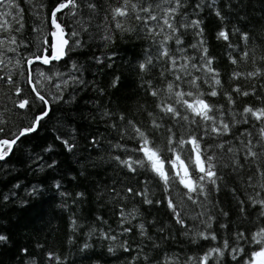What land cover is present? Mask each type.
Returning a JSON list of instances; mask_svg holds the SVG:
<instances>
[{"label":"trees","instance_id":"obj_1","mask_svg":"<svg viewBox=\"0 0 264 264\" xmlns=\"http://www.w3.org/2000/svg\"><path fill=\"white\" fill-rule=\"evenodd\" d=\"M16 2L24 9V28L14 33L18 41L27 45L18 50L23 60L24 56H30L38 47H43L41 40L54 30L50 24V13L60 0ZM95 2L103 6L106 0ZM196 2L186 0L188 6L182 11L187 12L188 19L202 20L204 47L213 59L212 67L219 73L221 81L217 89L219 95H205L204 99L216 106L223 105L225 120L231 121L234 115L235 120L241 121L229 135L217 137L209 134L201 141L206 155L213 152L217 155L216 170L222 177L218 180L219 191H211L206 205L198 207L183 196L185 190L178 183H171L166 192L163 183L150 171L138 169L133 174L113 159L117 155L121 159L129 156L136 159L140 155L133 151L139 147V141L124 131L129 120L144 130L153 144L161 149L166 170L170 169L169 158H174L167 150V128L173 127L177 137H187L188 130L197 136L203 135V132L195 124L184 121L174 123L167 117L159 120L163 113L157 109V100L149 94L145 81L150 80L153 87L164 86V78L160 76L164 61L154 59V66H149L148 71L139 70V64L145 61L148 54L155 52L156 45L136 27L135 21L125 25L135 29L128 32L116 30L110 20L104 23L105 13L101 8L88 31L81 33L80 47L73 48L54 67L33 65L34 69L51 74L56 71L66 73L75 63L81 69L77 75L83 83L70 84L64 88L62 99L53 100V84L60 81L54 79L53 84L42 81V94L50 100L48 117L41 121L36 132L18 141L12 153L0 161V235L7 237L6 241H0V264H57L56 257L59 264H157L165 254L178 255L183 262L189 256L199 257L209 247L221 246L224 240H228L230 247L235 246L236 233L243 231L250 237L257 226L264 225L259 206L253 207L248 201V194L254 190L247 186V179L255 172L256 165L249 162L242 169L233 171L231 167H223L225 163H230L231 154L225 155L219 149L209 147L223 141L239 147L236 137L240 133L245 130L255 133L261 126L250 117L249 122L244 123L240 113L245 107L264 108V75L255 79L232 77L233 72L246 74L256 67L264 69V59H261L264 57V0H215L214 7L207 6L211 0H202V7L194 12L191 5ZM38 5H43V8ZM216 10L220 11L223 19L215 14ZM86 12L85 9L81 15ZM57 16L67 32L78 27L76 17L64 13ZM180 19L178 16L177 20ZM37 28L40 31L34 30ZM221 29L229 32V41L217 39ZM181 32L184 33V46L200 39L192 29H181ZM105 33L111 36L110 41L102 39ZM241 33L248 34L247 44L241 39ZM48 39L50 41L51 37ZM229 43L233 47H228ZM169 47L174 50V43L170 42ZM245 50L249 52L247 61L240 58ZM187 54L199 63L200 51L187 47ZM9 56L15 58V54ZM98 58L102 63L97 62ZM232 59H236L237 63L233 64ZM6 73L7 69L0 75ZM192 74L201 77L203 92L211 90L204 83L207 77L203 73L193 71ZM33 76L38 78V73L34 72ZM26 78L25 65L23 69H14L13 85L0 81V119L5 122L0 124L5 129L0 139H11L12 132L29 126L44 107L35 100L30 111L14 107V101L19 99L13 94L17 86L24 96L31 99V88ZM236 87L250 93L254 89L255 94L239 95L233 91ZM229 93L235 101L234 105L228 103L226 94ZM149 112L162 124L159 130L151 127L153 117L149 116ZM121 115L123 121L119 119ZM65 140L75 145L72 151L65 147ZM93 140L98 143L94 144ZM117 143L123 148H114ZM181 155L183 158L184 154ZM240 155L244 164L242 153ZM261 166L264 167V164ZM145 186L149 189L152 204L144 203L141 196L126 193L129 187L136 191ZM208 188L211 190L212 185ZM261 195L264 197V192ZM169 196L176 203L177 210L181 211L185 225L191 229L187 235L185 227L176 223L167 206ZM240 201L244 204L241 205ZM121 208L126 215L135 209L136 218L128 217V222L122 224ZM204 211L214 217L208 231L216 234L215 242L195 237V232L204 227L197 214ZM73 220L76 221L75 227ZM141 223L151 240L141 237L138 231ZM124 228H131L132 231L125 233ZM102 233L115 235L117 239H105ZM123 241H127L130 249L127 252L119 247ZM154 243L158 247H153ZM85 244L89 246L84 248ZM110 246L114 247L113 252L108 250ZM240 246L244 252L236 259L226 252L220 264H244L250 252L258 247L245 241H241ZM49 253L53 255L51 260L48 259ZM145 254L149 257L147 262L143 258ZM209 264H214V261L210 260Z\"/></svg>","mask_w":264,"mask_h":264},{"label":"snow or ice","instance_id":"obj_2","mask_svg":"<svg viewBox=\"0 0 264 264\" xmlns=\"http://www.w3.org/2000/svg\"><path fill=\"white\" fill-rule=\"evenodd\" d=\"M31 3L32 0H29ZM215 0L207 5L208 7H214ZM186 6V0H106L103 6L97 4L95 0H60L57 6L50 13V24L54 29L47 33L41 40L43 47H38L37 51L30 56H24L23 60L20 59L19 48L27 47L23 41H18L17 36L14 33H19L24 28L23 23V11L24 9L16 2V0H0V72H4L7 69L5 75H0V81H4L7 85L11 86L15 83L13 79L14 69H23L27 67V83L31 88V99L22 94V89L17 86L14 90V95L18 97L14 101V107L21 110H29L33 106V101H39L44 105L39 115H36L29 126L21 127L18 131L11 133V139H0V161L5 160L13 151L14 146L23 137L28 136L37 131L41 121L48 117L51 110L50 100L43 93L42 81H46L48 84H53V80L57 82L53 84L55 92L52 93L53 100H60L63 98V90L70 84L83 83L80 76L77 73H81V69L75 63L71 65V68L66 73L56 71L54 73H46L43 70L34 69V64H43L45 66H55L65 58L68 52L73 48L81 46V40L79 39L82 32H87L91 26V21L95 18L96 14L101 10L104 11L103 22L108 23L109 20L116 30H122L125 32L134 31V28H126L125 25L129 21H135L136 27L145 33V35L153 40L156 45L154 53L147 55L144 62L139 64V70L146 72L149 70V66L153 65V60L164 61L160 76L163 79V87H153L152 82L145 81L148 85L149 94L157 100L156 107L163 116L159 117V120H163L165 117L170 118L174 123L177 121H184L188 124H195L202 129L203 135L197 136L192 130L189 131L187 137H177L173 131V127L169 126L167 131L169 133L167 137L168 151L173 154L174 158H169L170 169H165V162L161 158V149L153 144L149 136L144 130H141L133 121H127L128 127L124 131L128 132L133 139L139 141V147L133 151L140 153L139 157L133 159L131 156L121 159L119 155L114 156L115 159L122 167L126 168L129 172L136 174L138 169H144L153 173L163 183L165 191L167 192L171 183H178L185 190L183 196L191 201L192 204L198 207H204L209 201L211 191H219L218 180L222 177L217 173V164L215 163L217 155L213 152L211 155H206V150L202 147L201 141L204 136L214 134L217 137L229 135L231 129L241 121L235 120V116L231 121L224 119L223 105L216 106L204 99V96L216 97L219 95L218 86L221 84L218 78L219 73L212 67L213 59L208 56L207 48L204 47L203 32L201 27V19H188L187 12L182 11ZM41 9L43 5H38ZM193 10L200 9L202 7V0H197L194 5H191ZM87 10L85 15H81L84 10ZM67 10V12H65ZM58 13H64L65 15L76 17L75 24L78 27L73 28L71 32L65 30V26L59 22ZM215 14L218 17L221 16L219 10H216ZM198 15V12L196 13ZM181 17L177 20V17ZM13 25H17L14 27ZM98 27L101 25H97ZM181 29L187 31L188 29L194 30L193 34L200 37L196 43L189 46H184L183 32ZM40 31L39 28L34 29ZM238 31V30H237ZM229 32L225 29H221L217 33L218 40L229 41ZM48 37H51L49 41ZM160 37L159 40L155 39ZM105 41H110L111 36L105 33L102 36ZM241 39L247 44L249 39L247 33H241ZM71 41V44H70ZM174 43V50L169 47V44ZM187 47H191L200 51L199 63L194 62L195 57L187 54ZM228 47H233L232 44H228ZM8 53L15 54L9 56ZM249 52L243 51L241 59L247 61ZM261 59H264L262 57ZM97 62H101L99 58ZM233 64L237 63L236 59H232ZM255 63V61H253ZM201 72L207 77L204 83H207L211 89L207 93L201 90V77L194 76L192 73ZM38 73V78L33 76V73ZM23 75V71L20 72ZM264 75V69L256 67L254 71L242 74L240 72H233V79H239L242 76L247 79H255L256 77ZM171 76V79H167ZM67 77V78H64ZM39 86V87H38ZM51 91V89L49 90ZM234 92L239 95L248 96L255 94L253 92L241 91L239 87L233 89ZM229 105H234L235 101L231 94H226ZM171 101V102H169ZM240 115L244 118L243 122L248 123L249 117L261 125L255 133L245 130L236 137L239 140V147L235 145H229L228 141H223L215 145L209 146L219 149L222 154H231L230 163H225L223 167H231L233 171L242 169L245 164L251 162L256 165L255 172L247 179V186L254 191L248 194V201L253 207L259 206L260 216L264 217V197L261 193L264 192V108H252L245 107ZM149 116L153 117L151 120V127L159 130L162 124L158 122L154 114L149 112ZM190 116L192 119H190ZM121 121L124 120L123 115L119 117ZM5 123L3 119H0V124ZM115 127V125H113ZM255 127V125H253ZM4 127H0V134L4 133ZM135 135H132V134ZM60 139V137H57ZM68 151H72L75 145L69 144L68 141H63ZM93 143H98L93 140ZM189 147H185V146ZM226 145H228L226 147ZM114 148H123L119 143L113 145ZM50 150V149H49ZM181 153H183V158ZM244 164L241 163V154ZM52 165H49L51 167ZM255 177V179H254ZM148 181H145L147 185ZM208 185H212V189L208 188ZM59 188V183L56 184ZM259 189V190H257ZM35 191V189H34ZM126 193L131 196H141L143 202L152 204L153 201L149 198V189L147 186L142 190L134 191L129 187L126 189ZM61 195H66L61 193ZM82 195V194H78ZM119 195V193H117ZM203 197V200L199 198ZM7 199V197H5ZM243 205L244 201H240ZM167 206L173 213V218L177 224L181 227H185V234L187 235L191 229H188L185 225L184 217L181 211L177 210V205L174 200L169 196L167 200ZM243 211V207L241 208ZM200 217V224L204 227L198 229L195 232V237L202 240H211L215 242L217 236L214 232H209L208 229L212 227V221L214 217L208 212H200L197 214ZM226 215V214H225ZM128 217L135 219V209L132 212L125 214L123 208L120 210V218L122 224L128 222ZM206 217V219H205ZM75 227L76 221H72ZM121 224V226H122ZM125 233L131 232V228H124ZM138 231L141 237H147L151 240L150 236H147V230L141 223L138 226ZM105 239L115 241L117 237L115 235H109L108 233H102ZM7 237L0 235V241H6ZM245 241L251 245L258 246L254 248L244 264H264V225H259L254 231L251 232L250 237L246 236L243 231L236 233L235 246L230 247L228 240H224L221 246L209 247L199 257L189 256L187 260L181 262L178 255H163L157 261V264H209L210 260L214 261V264H220V261L224 258L225 253L228 252L232 259H236L237 256L244 252V248L240 246V242ZM195 242V239L193 240ZM89 245L85 244L84 248ZM119 247H122L124 251H129L127 241L120 243ZM153 247H158L155 243ZM110 252L114 251V247L110 246L108 249ZM26 251V250H25ZM142 251V250H141ZM139 256V253L137 254ZM144 260L147 262L149 257L144 255ZM48 259H53L51 253L48 254ZM57 264H59V258H55ZM134 260L136 257L133 258Z\"/></svg>","mask_w":264,"mask_h":264},{"label":"rangeland","instance_id":"obj_3","mask_svg":"<svg viewBox=\"0 0 264 264\" xmlns=\"http://www.w3.org/2000/svg\"><path fill=\"white\" fill-rule=\"evenodd\" d=\"M8 55H13V53H8ZM64 78H67V77H64Z\"/></svg>","mask_w":264,"mask_h":264},{"label":"water","instance_id":"obj_4","mask_svg":"<svg viewBox=\"0 0 264 264\" xmlns=\"http://www.w3.org/2000/svg\"><path fill=\"white\" fill-rule=\"evenodd\" d=\"M62 60H63V59H62ZM37 64H39V63H37ZM40 65L45 66V65H43V64H40ZM45 67H48V66H45Z\"/></svg>","mask_w":264,"mask_h":264}]
</instances>
